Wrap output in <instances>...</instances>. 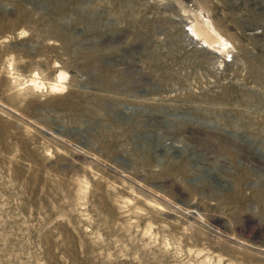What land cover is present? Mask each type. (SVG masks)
<instances>
[{
    "label": "rangeland",
    "instance_id": "obj_1",
    "mask_svg": "<svg viewBox=\"0 0 264 264\" xmlns=\"http://www.w3.org/2000/svg\"><path fill=\"white\" fill-rule=\"evenodd\" d=\"M0 264H264V0H0Z\"/></svg>",
    "mask_w": 264,
    "mask_h": 264
}]
</instances>
